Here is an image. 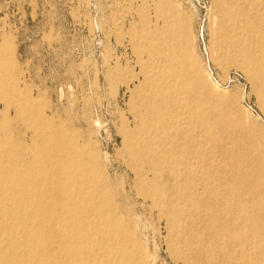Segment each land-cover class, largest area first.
<instances>
[{
	"label": "bare ground",
	"instance_id": "obj_1",
	"mask_svg": "<svg viewBox=\"0 0 264 264\" xmlns=\"http://www.w3.org/2000/svg\"><path fill=\"white\" fill-rule=\"evenodd\" d=\"M213 3L211 52L238 62L264 115V0ZM175 24L177 46L165 48L174 61L168 66L165 49L150 48L138 130L125 137L144 188L137 195L151 209L167 208L184 264H264V122L234 98L206 91L184 45L186 22ZM0 64V264H145L125 196L97 156L63 122L50 127L40 101L15 87L9 58ZM15 122L31 130L28 143L14 136Z\"/></svg>",
	"mask_w": 264,
	"mask_h": 264
},
{
	"label": "rangeland",
	"instance_id": "obj_2",
	"mask_svg": "<svg viewBox=\"0 0 264 264\" xmlns=\"http://www.w3.org/2000/svg\"><path fill=\"white\" fill-rule=\"evenodd\" d=\"M213 4V0H0V58H9L15 87L40 101L50 127L63 122L60 128L69 129L78 144L97 156L112 187L125 196L124 212L130 220L125 221L140 242L145 264H184L177 256L181 246L173 243L174 231L166 221L167 208L151 209L137 195L144 188L130 168L125 143L127 133L138 130L134 116L140 112L139 90L151 69L150 48L176 47L175 23L184 18V45L207 79L206 91L234 98L264 122L245 71L236 60V65L232 60L221 62L211 52ZM166 49L165 61L171 66L174 57ZM12 131L26 143L32 133L18 122Z\"/></svg>",
	"mask_w": 264,
	"mask_h": 264
}]
</instances>
